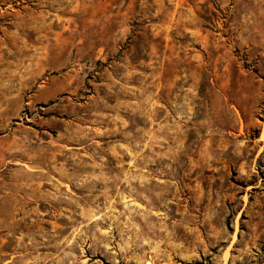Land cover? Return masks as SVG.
Here are the masks:
<instances>
[{"label":"rangeland","instance_id":"obj_1","mask_svg":"<svg viewBox=\"0 0 264 264\" xmlns=\"http://www.w3.org/2000/svg\"><path fill=\"white\" fill-rule=\"evenodd\" d=\"M0 264H264V0H0Z\"/></svg>","mask_w":264,"mask_h":264}]
</instances>
